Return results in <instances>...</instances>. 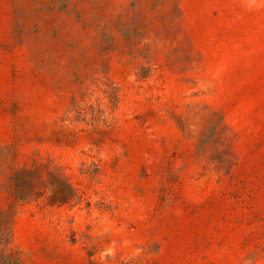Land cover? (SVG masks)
<instances>
[{"label":"rangeland","instance_id":"1","mask_svg":"<svg viewBox=\"0 0 264 264\" xmlns=\"http://www.w3.org/2000/svg\"><path fill=\"white\" fill-rule=\"evenodd\" d=\"M0 264H264V0H0Z\"/></svg>","mask_w":264,"mask_h":264}]
</instances>
